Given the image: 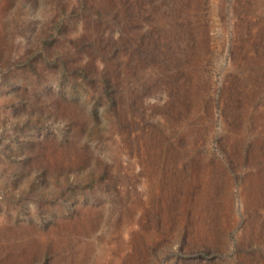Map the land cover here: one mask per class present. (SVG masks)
<instances>
[{"label":"rangeland","instance_id":"374dc122","mask_svg":"<svg viewBox=\"0 0 264 264\" xmlns=\"http://www.w3.org/2000/svg\"><path fill=\"white\" fill-rule=\"evenodd\" d=\"M0 264H264V0H0Z\"/></svg>","mask_w":264,"mask_h":264}]
</instances>
